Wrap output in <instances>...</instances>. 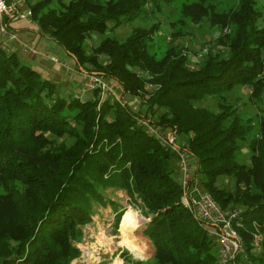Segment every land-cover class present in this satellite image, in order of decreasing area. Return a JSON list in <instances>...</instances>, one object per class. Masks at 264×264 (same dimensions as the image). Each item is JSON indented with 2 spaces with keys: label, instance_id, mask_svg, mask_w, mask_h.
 I'll list each match as a JSON object with an SVG mask.
<instances>
[{
  "label": "trees",
  "instance_id": "16d2710c",
  "mask_svg": "<svg viewBox=\"0 0 264 264\" xmlns=\"http://www.w3.org/2000/svg\"><path fill=\"white\" fill-rule=\"evenodd\" d=\"M48 1L29 3L30 17L74 56L79 68L90 61L102 77L121 85V93L140 96L144 82L130 67L151 74L149 80L158 85L145 96V111L163 110L150 121L189 134L185 145L195 158L193 175L200 174L205 191L221 207L228 200L240 202L235 218L241 222L237 229L246 257L264 264L263 255H253V228L247 224H258L264 246V179L240 195L215 183L218 175L237 179L253 165L264 173V147L249 152L255 158L251 165L242 164L234 140L250 129L249 123L239 118L232 104L220 102L214 112L191 102L206 94L222 97L225 90L244 83L250 85L251 97L264 103V86L257 77L264 58V24L257 22L261 10L255 0H235L221 10L203 7L202 19L211 24V19L219 21L217 33L226 24L230 30L216 34L210 44L225 49L208 47L194 69L185 65L181 49L174 56L147 54L151 26L138 27L122 41L104 37L88 53L81 39L65 38L144 15L146 2L159 9L161 2L176 0H115L111 10L101 6L93 12L87 9L92 0H56L62 9L49 7L37 14ZM182 4L200 6L201 2ZM185 15L194 20L192 13ZM99 52L107 55L106 64L97 60ZM140 57L147 65L138 61ZM93 95L89 99L60 95L53 81L0 43V184L5 188L0 192V222L5 225L0 230V264H72L70 258L78 252L72 241L80 238L83 224L90 221L93 203L110 201L101 191L106 187L123 189L148 217L141 232L152 245V264H218L213 239L194 210L181 201L179 181L170 175L168 160L174 151L138 123L137 118L147 113L135 111L125 99ZM63 135L72 141L54 138ZM116 205L114 226L122 212ZM120 256L125 264L142 261L126 248Z\"/></svg>",
  "mask_w": 264,
  "mask_h": 264
},
{
  "label": "rangeland",
  "instance_id": "374dc122",
  "mask_svg": "<svg viewBox=\"0 0 264 264\" xmlns=\"http://www.w3.org/2000/svg\"><path fill=\"white\" fill-rule=\"evenodd\" d=\"M25 5H21V8L29 6V3H33L36 0H24ZM63 3H67L68 0H62ZM185 1L191 0H176L174 3L161 2L160 8L155 9L151 7L150 3L146 2L144 4L145 12L144 15L134 17L131 20H126L119 23L116 26L107 25L103 28H96L84 32H77L70 34L65 38L69 39L71 42L77 39H81L82 48L85 52H91L92 48L97 45L101 39L104 37L113 38L116 41H122L129 33L136 30L138 27H152L153 38L148 40L149 45L147 49V54H152L154 58H158L165 54H170L174 56L178 50L185 53V65L194 69L198 66L202 60L207 55V48H217L218 50H224V47L216 45L211 47V42L215 39L216 34L222 32H229V25L222 26L220 32L218 31L219 21L212 20V24L208 19H202L203 7H212L216 10H221L227 8L229 5L234 3L235 0H199L201 2L200 6L197 4H182ZM115 0H92L87 6L90 12L98 10L101 6H107L106 9L111 10ZM256 6L261 10V15L257 22L259 24H264V0H255ZM202 6V7H201ZM49 7L61 8L60 2L56 0H49L46 5H43L37 14L44 12ZM152 8V9H151ZM151 9V10H150ZM150 10V11H149ZM192 13L191 20L186 16V13ZM31 25H27L26 19L23 18H12L8 22L10 29L15 31L16 37L9 39L6 34H2L0 41L1 46L8 51L12 46L17 59L38 71L41 77L48 78L53 81L56 85L58 93L62 96L75 94L72 89L75 83H78L81 78V70L96 71L90 61H85L82 65L80 71L78 69V64L74 56L66 51L59 42L49 38L44 32L38 28L37 19L30 17ZM216 23V24H214ZM149 39V38H148ZM27 42L35 47L36 52L33 55H28L21 49L20 42ZM177 51V52H176ZM51 56H56L60 62L64 63V66L58 64L51 59ZM97 60L106 64L108 61L107 55L103 52H99L96 55ZM142 64L147 65L143 57L138 58ZM130 69L135 71V76H140L144 82L145 91L142 96L139 94H131L129 92L121 93V85L113 80L111 77L104 76V79L109 82V87L112 89L114 95L122 97L129 103L132 109L135 111L146 112V117L152 120L156 118V115L160 113L163 108L158 107L154 109L152 113L145 111L146 102L144 98L148 93L158 85L156 81H150L149 77L151 74L147 72L144 68H137L135 65H131ZM156 71V70H154ZM156 73V72H155ZM101 75V74H100ZM257 77L261 80L258 81L260 87L264 86V58L262 63V69L257 73ZM264 89V87H263ZM122 94V96L120 95ZM92 91L84 90L81 92L80 97L91 98ZM93 98H97L93 95ZM195 106H202L208 108L214 112L220 109V102L225 104H232L239 114V118L243 122H248L250 129L242 134L239 138L234 140L237 146V160L242 164L251 165L252 160L255 158H250L249 152H256L257 148L260 146L264 147V103L257 101L251 97V87L249 84L236 83L230 89L225 90L222 97H217L211 94H206L198 99L191 101ZM144 109V111H143ZM143 116V115H142ZM159 125V124H158ZM160 126V125H159ZM163 133H169L175 137V144H184L187 139L188 133L175 132L169 127L161 128ZM175 133V135H174ZM52 137V134H48ZM55 139H64L68 144L72 141V137L63 135L54 137ZM255 157V155H250ZM190 162V172L188 174V195L193 199H197L203 193L205 189L201 184L199 177L200 174L197 172L194 174L195 169V158L192 153L188 154ZM168 166L170 169V175L178 180L181 177V171L177 168V160L175 154H172L168 160ZM264 179V173H262L256 165H253V170L240 174L235 179L233 175H218L216 177L215 183L218 186H222L231 189L232 192L238 195L242 192L249 190L250 186L254 182H258ZM5 188L0 184V192H4ZM102 193L110 199L106 202H95L92 207V214L90 221L86 222L82 226V234L78 240L72 241L73 246L78 250L77 254L70 258V263L72 264H125V261L120 256V251L126 248L130 253L131 257L141 259V264H152L153 258L151 256L153 248L149 239L142 234L141 229L143 223L148 219L140 211L139 207L132 204L128 197V194L121 188L106 187L103 188ZM113 202V203H112ZM117 204V205H116ZM118 208L121 212L119 220L114 226V206ZM224 208H238L240 209V202L234 200H228L222 206ZM115 208V209H116ZM131 209L139 217V224L135 230L131 231L132 236L130 238V244H142V253L136 254L134 251L123 244V240L120 237L119 226L121 218L126 212V210ZM253 228V231L259 235L260 240L263 239L262 232L257 223L249 222L247 223ZM9 225V223H8ZM7 225V226H8ZM4 224L0 222V230L4 228ZM212 249L216 250L217 243L212 240ZM136 246V245H135ZM253 255L262 256V262L264 263V246H262L259 241L257 248L252 250ZM247 264H254L249 259Z\"/></svg>",
  "mask_w": 264,
  "mask_h": 264
},
{
  "label": "built area",
  "instance_id": "2783aa9c",
  "mask_svg": "<svg viewBox=\"0 0 264 264\" xmlns=\"http://www.w3.org/2000/svg\"><path fill=\"white\" fill-rule=\"evenodd\" d=\"M23 4L25 5L24 0H0V38L4 33L9 39L16 37L15 31L8 26V22L12 18L26 19L27 24L31 25V10L28 6L21 8ZM20 44L21 49L28 55L36 52L35 47L29 43L21 41ZM9 49L13 50V47L11 46ZM51 59L64 66V63L60 62L56 56H51ZM84 90H95L98 99L114 97L121 101L124 100L122 97L114 95L109 87V82L96 71L81 70V78L76 83L74 91L75 94L79 95ZM137 120L148 133L161 138L174 151L177 168L182 174L178 179L181 187L180 199L187 207L194 210L204 224L206 233L217 243L216 260L218 264H242V262H247L248 258L245 254L242 237L237 229L241 222L235 218L239 209L221 207L207 191L197 199L189 196L187 182L191 166L188 158L189 151L186 146L175 144V137L169 133H163L161 131L162 127L150 121L146 116H140ZM259 241V235L256 231H253L251 234L252 250L257 248Z\"/></svg>",
  "mask_w": 264,
  "mask_h": 264
},
{
  "label": "bare ground",
  "instance_id": "6f19581e",
  "mask_svg": "<svg viewBox=\"0 0 264 264\" xmlns=\"http://www.w3.org/2000/svg\"><path fill=\"white\" fill-rule=\"evenodd\" d=\"M139 224V217L134 213L133 210L128 209L124 215L121 218L120 226H119V233L120 237L123 240V244L126 246L130 247L134 253L136 254H141L142 253V244H135L134 245L130 244L132 243L130 238L131 231L135 230L136 227H138ZM136 245V246H135Z\"/></svg>",
  "mask_w": 264,
  "mask_h": 264
},
{
  "label": "crops",
  "instance_id": "0c3cea01",
  "mask_svg": "<svg viewBox=\"0 0 264 264\" xmlns=\"http://www.w3.org/2000/svg\"><path fill=\"white\" fill-rule=\"evenodd\" d=\"M27 25H28V24H27ZM78 69H79V71H80V68H79V67H78ZM75 86H76V83H75L74 87L72 88L73 90H74ZM126 211H127V210H126Z\"/></svg>",
  "mask_w": 264,
  "mask_h": 264
}]
</instances>
